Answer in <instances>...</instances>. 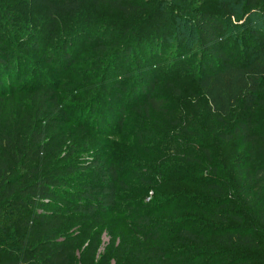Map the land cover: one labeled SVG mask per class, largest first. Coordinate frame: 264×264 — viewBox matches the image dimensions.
Wrapping results in <instances>:
<instances>
[{
	"label": "trees",
	"instance_id": "obj_1",
	"mask_svg": "<svg viewBox=\"0 0 264 264\" xmlns=\"http://www.w3.org/2000/svg\"><path fill=\"white\" fill-rule=\"evenodd\" d=\"M25 1L44 9V21L36 23L57 47L45 59L56 74L75 64L69 49L84 35L98 51L81 66L89 61L88 71L71 72L83 84L25 81L24 52L40 50L35 33L27 32L28 44L0 37V231L10 232L0 242V264L264 260V122L258 119L264 30L250 31L256 41L242 56L226 50L238 12L264 16V0H222L197 12L183 4L187 0ZM13 15L23 20L21 12ZM98 28L105 35L90 37ZM186 34L202 49L197 71L188 70L202 106L182 99L174 84L169 95L157 96L165 79L145 71L158 69L171 37L179 42L178 58H185ZM129 57L140 69L139 87L125 95V82L115 83L125 104L116 109L117 139L104 141L103 105L116 101L107 100L104 85L112 72L125 70ZM183 73L174 81L189 80ZM67 94L76 99L65 108ZM88 107V114L104 115L101 129L79 122L69 130L70 117ZM47 123L52 126L45 130ZM225 146L230 153L221 151ZM79 171L90 173L91 184L75 200L60 197Z\"/></svg>",
	"mask_w": 264,
	"mask_h": 264
},
{
	"label": "rangeland",
	"instance_id": "obj_2",
	"mask_svg": "<svg viewBox=\"0 0 264 264\" xmlns=\"http://www.w3.org/2000/svg\"><path fill=\"white\" fill-rule=\"evenodd\" d=\"M222 0H187V2H183V4L189 5V11H200L205 9H212L215 8L217 3L221 2ZM232 2V5L235 3L233 0H228ZM29 2V6L26 7L27 3ZM211 2V3H209ZM11 11H14L13 14H17L21 12V16L23 17V22L19 20V22L15 21L14 18H16ZM44 9L43 7L33 4L31 1H25V0H0V37H3V35H7L8 39H11L14 37L15 40L20 41L24 40L25 44L32 43V39L27 32H34L36 35V42L37 45H40V50H34V49H27L25 54V60L23 62V65L21 66V70L23 74L26 76L24 78L25 81H28L30 79H41L43 82H50V83H59L61 85H65L66 83H75L80 82L76 81L74 79V76L71 75V72L73 71H79V72H86L84 71L87 68V71L89 70L88 65L89 61L87 63L86 67H81L83 64H85V60L89 58V56H92L95 54V52L98 51L96 43L92 40L91 43H85V37L80 39L79 41L75 42L71 48L69 49V53L72 57L75 64H73L69 70L64 74H56L55 69L52 67V65L46 63V56L50 55L55 56L57 52V47L53 46L52 44H48V37L45 34V31L41 30L42 27L37 26L38 24L36 22L44 21L43 19ZM239 17L235 19V28L230 32V34L227 36V40L229 41L228 46L226 47V50L228 52H234V57H240L243 55V52L246 51L247 45L255 44L256 39L252 36L250 33L251 30H256L257 32L264 30V25L262 23V20L264 16L255 15V16H248L243 15L242 11L238 12ZM114 17H120L119 14H113ZM29 18V23H25L26 19ZM22 22V23H21ZM256 27V28H255ZM38 29V30H37ZM262 32V31H261ZM264 32V31H263ZM105 35L104 30L101 28L94 29V31L89 35L90 37H101ZM264 35V33H263ZM171 37L168 40L167 48L164 51V56L161 59L159 63H156L157 70L154 69L151 66L148 67L145 71H152L154 74V77L157 79H165V81L159 82V85L157 87L156 95H169L171 93V89H169L170 84H174L180 92L182 99L186 100L187 102H197L201 106L204 104L203 97L200 95V92L197 88V86L190 80L191 74L188 72L189 69H193L197 71L198 69V61L201 58V47L199 46L196 39H193L190 34H186L184 36V41H188L190 43V49L185 51V58H178V51H176L177 44L179 43L178 40L172 39ZM95 40V39H94ZM13 43V41H12ZM18 44V43H17ZM18 48V47H17ZM19 50V49H16ZM191 59H188L190 58ZM93 57H91L92 60ZM202 59V58H201ZM208 58H204L206 61ZM131 57H129L128 63L125 64V70L121 73H115L112 72L111 75H109L107 82L105 83V94L108 99H115L116 101H108L109 103L104 104L106 108V114L107 117L99 111L97 114L94 112L93 115L88 114L87 111L89 110L86 108V112L84 115H79L81 111L77 112L75 116H71L72 124L73 125H66V127L69 130L75 131V126L78 125L79 122L86 123L89 125L94 126V129H101L99 128L100 121L103 117L105 120V126L109 127L106 132H108L107 137H104L101 140L114 142L115 139H117L116 134L119 131L118 127V121L120 119V115L117 113L116 109L120 104H125V95L126 92L130 87L138 86L139 78H137L138 69L137 67H133L130 65ZM179 62V66L172 68L171 65L173 63ZM186 66V67H185ZM185 67V70L183 69ZM127 69V70H126ZM126 71H129L128 76L125 74ZM143 72V71H141ZM181 72H184L183 74L189 79V80H179L174 81V78H178L181 75ZM188 72V74H187ZM194 73V72H193ZM142 74V73H141ZM119 77L122 78V81H120ZM172 77V78H169ZM18 78V77H17ZM13 81V80H12ZM123 83L126 84V91L125 95L123 94V98L117 100V94L121 92L120 88H115V83ZM9 81L5 84H8ZM80 84H83L80 82ZM59 92H64V89L60 90ZM68 95V94H67ZM76 96L75 95H68L66 98H61V100L65 103V108H68V105L70 103L74 104L73 101H75ZM88 104V103H87ZM87 104L84 106L86 107ZM72 110V109H71ZM110 110V112L108 111ZM259 113V120L264 122V93L262 95V106L258 110ZM107 118V119H106ZM52 124L47 123V125H44L45 130L47 128H50ZM130 126V124L128 125ZM74 128V129H73ZM130 129V127L128 128ZM134 129H131L133 131ZM221 151H227L230 153L231 150H229V147L225 146L221 149ZM233 151V149H232ZM84 154V153H83ZM78 156H81L77 154ZM82 158V156H81ZM83 159V158H82ZM90 173L87 171L86 173H82L81 171L75 173L74 175L70 176L68 179V184L64 189L61 190V196L64 198H68L69 200H74L78 196L79 193L82 192V188L84 185L91 184L92 179L89 177ZM63 192H65L63 195ZM79 224H86L84 222ZM10 237V232L8 234H3L0 231V242H4L5 240H8ZM108 242V238L104 237V243ZM261 255L264 257V248L260 251ZM128 264H139L138 260L132 259L128 262ZM148 264H152L151 262H148ZM259 264H264V260L260 261Z\"/></svg>",
	"mask_w": 264,
	"mask_h": 264
}]
</instances>
